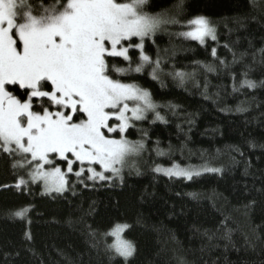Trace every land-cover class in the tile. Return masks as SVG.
Segmentation results:
<instances>
[{
  "label": "trees",
  "instance_id": "16d2710c",
  "mask_svg": "<svg viewBox=\"0 0 264 264\" xmlns=\"http://www.w3.org/2000/svg\"><path fill=\"white\" fill-rule=\"evenodd\" d=\"M178 3L147 0L145 10L183 24L203 16L217 40L201 45L171 25L155 44L145 41L164 71L155 80L147 70L131 79L163 106L157 110L166 122L138 124L149 153L141 173L87 187L69 174L74 187L46 194L41 184L16 188L22 172L0 155V264H264V0H183L179 13ZM173 65L194 75L181 84L168 75ZM244 74L256 86L233 91V77ZM157 143L165 155H155ZM173 163L220 171L192 180L153 171ZM21 209L23 218L15 216ZM117 224L128 225L124 237L135 247L126 260L108 250Z\"/></svg>",
  "mask_w": 264,
  "mask_h": 264
},
{
  "label": "snow or ice",
  "instance_id": "6c2138e0",
  "mask_svg": "<svg viewBox=\"0 0 264 264\" xmlns=\"http://www.w3.org/2000/svg\"><path fill=\"white\" fill-rule=\"evenodd\" d=\"M146 4L147 0H39L38 4L0 0V155L22 172L16 188L42 183L49 194H61L74 187L69 185V174L85 187L87 181L122 182L125 168L145 152L147 130L138 124L166 122L157 110L163 106L131 79L147 70L155 80L164 71L159 52L155 58L147 54L145 41L155 44L156 33L166 25L186 29L176 35L201 45L207 38L217 40L205 17L183 24L175 16L149 14ZM182 6L179 0L178 13ZM211 55L216 57L215 48ZM219 64L226 66L224 60ZM201 67L216 71L212 65ZM168 75L183 84L194 74L177 71L173 65ZM244 75L239 82L233 77V91L256 86ZM137 131L140 139H130ZM156 152L166 154L158 143ZM153 171L186 180L201 174L175 163L157 164ZM26 212L21 209L15 216L23 218ZM127 227L117 224L107 233L114 238L108 250L125 260L135 252L123 236Z\"/></svg>",
  "mask_w": 264,
  "mask_h": 264
},
{
  "label": "rangeland",
  "instance_id": "374dc122",
  "mask_svg": "<svg viewBox=\"0 0 264 264\" xmlns=\"http://www.w3.org/2000/svg\"><path fill=\"white\" fill-rule=\"evenodd\" d=\"M146 6V5H145ZM145 6H144V8H145ZM163 14H166V16H168V17H173V15L171 14V13H163ZM169 26H171V25H166V26H164V27H162V29L161 30H159L157 33H156V35L157 34H159V33H162V32H165L166 31V28L167 27H169ZM212 26V25H211ZM214 27V26H213ZM215 28V27H214ZM215 32H216V28H215ZM216 36H217V32H216ZM208 40H211L210 38H207L206 39V41H208ZM196 42H198V41H196ZM149 114H151V113H149ZM148 149H147V147H146V150H145V152L143 153V154H141L140 156H138V157H135V158H133V160H132V166L131 167H126L125 168V170H124V172H123V179H124V177H125V174H129L130 172L131 173H135V174H139V173H141L140 172V169H141V167L144 165V163H145V160L147 159V156H148ZM155 155H157V152L155 153ZM157 156H159V155H157ZM56 166H59V165H56ZM50 167V166H49ZM59 167H61V166H59ZM162 167V166H161ZM169 167H171V166H169ZM61 169L62 170H64V168L63 167H61ZM194 169H196V170H201V174H203L205 171H202V169L201 168H197V167H195ZM137 172V173H136ZM157 173V172H156ZM158 174H160V175H163V176H165L163 173H158ZM200 174V175H201ZM166 177H168V176H166ZM172 178H178V177H172ZM118 179V178H117ZM119 180V179H118ZM41 185H42V183H41ZM42 189H43V191H44V193H46V194H49L48 192H46V190H45V188L43 187V185H42ZM53 194V193H52ZM126 230V229H125ZM124 234H125V231H124V233H123V236H124ZM113 238V237H112ZM125 238V237H124ZM113 242H114V238H113Z\"/></svg>",
  "mask_w": 264,
  "mask_h": 264
}]
</instances>
